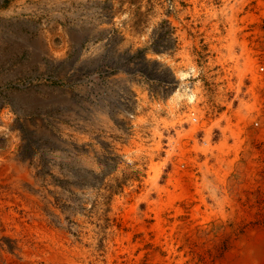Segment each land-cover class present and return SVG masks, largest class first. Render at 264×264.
<instances>
[{
	"label": "rangeland",
	"instance_id": "374dc122",
	"mask_svg": "<svg viewBox=\"0 0 264 264\" xmlns=\"http://www.w3.org/2000/svg\"><path fill=\"white\" fill-rule=\"evenodd\" d=\"M89 1L0 0V117L39 131L21 150L85 232L75 264H264V0H130L128 46Z\"/></svg>",
	"mask_w": 264,
	"mask_h": 264
},
{
	"label": "bare ground",
	"instance_id": "6f19581e",
	"mask_svg": "<svg viewBox=\"0 0 264 264\" xmlns=\"http://www.w3.org/2000/svg\"><path fill=\"white\" fill-rule=\"evenodd\" d=\"M52 1V0H51ZM59 3L64 0H55ZM79 1V0H75ZM91 2H103L104 0H90ZM89 1V2H90ZM120 1L113 0L112 13L110 19L104 26L99 27V32L104 37L114 29L123 30V35L129 37L126 45L131 42V26L134 22L135 8H129L130 0L125 1L120 6ZM151 1V0H150ZM155 1V0H154ZM138 2V0H137ZM159 2V1H158ZM157 2V3H158ZM163 2V1H162ZM34 3V2H33ZM110 3V4H111ZM135 3V1H134ZM151 3V2H149ZM175 3V2H174ZM173 3V4H174ZM45 4V3H44ZM62 4V3H61ZM102 4V3H101ZM138 4V3H137ZM136 4V5H137ZM147 4V3H146ZM166 4V3H163ZM24 5V4H23ZM55 5V4H54ZM82 5V3H81ZM128 5V6H126ZM132 5V4H131ZM168 5V4H167ZM166 5V6H167ZM172 5V4H170ZM38 6V5H37ZM40 6V5H39ZM43 6V5H42ZM108 6V5H107ZM135 6V5H134ZM139 6V4H138ZM152 6V5H151ZM173 6V5H172ZM79 7V6H78ZM81 7V6H80ZM85 7V6H83ZM110 7V6H109ZM132 7V6H131ZM142 7V5H141ZM159 7V6H157ZM178 7V6H177ZM27 8V7H26ZM55 8V7H54ZM71 8V7H70ZM99 8V7H98ZM163 8V7H162ZM165 8V7H164ZM167 8V7H166ZM172 8V7H171ZM92 9V8H91ZM146 9V8H145ZM176 9V8H175ZM147 10V9H146ZM174 10V9H173ZM28 11V10H27ZM73 11V10H72ZM38 12V11H37ZM36 12V13H37ZM54 12V11H53ZM61 12V11H60ZM59 12V13H60ZM74 12V11H73ZM82 12V11H81ZM144 11H142L143 14ZM88 13V12H87ZM94 13V12H93ZM136 13V12H135ZM140 13V12H139ZM150 13V12H149ZM35 14V13H34ZM69 14V13H68ZM141 14V15H142ZM158 14V13H157ZM171 14V13H170ZM176 14V13H175ZM30 15V14H29ZM87 15V14H86ZM98 15V14H96ZM107 15V14H106ZM56 16V15H55ZM75 16V15H73ZM103 16V15H102ZM168 16V15H167ZM50 17V16H49ZM165 17V16H164ZM173 17V15H172ZM92 18V17H91ZM104 18V17H103ZM102 18V19H103ZM10 19V18H9ZM138 19V18H137ZM163 19V18H162ZM168 19V18H167ZM71 20V19H70ZM85 20V19H84ZM174 20V19H173ZM6 21V20H5ZM64 21V19H63ZM80 21V20H79ZM78 21V22H79ZM91 21V20H90ZM101 22V21H100ZM167 22V21H166ZM170 22V21H169ZM71 23V22H70ZM139 23V21H138ZM142 23V22H141ZM155 23V22H154ZM175 23V22H174ZM54 24V23H53ZM60 24V23H59ZM169 24V23H168ZM52 25V24H51ZM57 25V24H56ZM68 25V24H67ZM81 25V24H80ZM83 25V24H82ZM86 25V24H85ZM88 25V24H87ZM92 25V24H91ZM144 25V24H143ZM72 26V25H71ZM100 26V25H99ZM138 26V25H137ZM148 26H150L148 24ZM93 27V26H92ZM80 28V27H79ZM88 28V27H86ZM145 28V27H144ZM43 29V28H42ZM41 29V30H42ZM139 29V28H138ZM137 29V30H138ZM155 29V28H154ZM51 30V29H50ZM58 30V29H57ZM72 30V29H71ZM116 30V31H117ZM146 30V29H145ZM89 31V30H88ZM87 31V32H88ZM50 32V31H49ZM48 32V33H49ZM57 32V31H56ZM97 32V31H95ZM144 32V31H142ZM81 33V32H80ZM83 33V32H82ZM99 33V34H100ZM119 33V32H118ZM117 33V34H118ZM139 33V32H138ZM141 33V32H140ZM75 34V33H74ZM88 34V33H87ZM71 35V34H70ZM95 35V34H93ZM111 35V34H110ZM134 35V34H133ZM140 35V34H139ZM136 36V37H139ZM145 35V34H144ZM99 36V35H98ZM120 36V35H119ZM103 37V38H104ZM145 37V36H143ZM102 38V37H101ZM118 38V37H116ZM141 38V37H139ZM46 45H42L45 53L54 61H57L52 52L50 40L46 35L40 37ZM49 39V38H48ZM84 39V35L79 34L74 37L78 43ZM105 39V38H104ZM138 39V38H137ZM147 39V38H146ZM146 39L143 38L144 43ZM72 40V39H71ZM141 40V39H140ZM151 40V39H150ZM64 41V40H63ZM139 41V40H138ZM148 41V40H147ZM152 41V40H151ZM53 42V41H52ZM67 42V41H66ZM97 42V41H96ZM143 42L142 40L140 41ZM103 43V42H102ZM114 43V42H113ZM132 43V42H131ZM143 43V45H144ZM106 44V43H105ZM119 44V43H118ZM123 44V43H122ZM146 44V43H145ZM124 45V44H123ZM139 45V44H138ZM149 45V43H148ZM91 46V45H90ZM96 45L95 47H97ZM104 46V45H103ZM121 45H119L120 47ZM141 46V44H140ZM157 46V45H156ZM101 47V46H99ZM145 47V46H144ZM151 47V46H150ZM32 48V47H31ZM40 48V49H41ZM126 48V47H125ZM143 48V47H142ZM154 48V47H153ZM103 50V49H102ZM124 48L121 49V51ZM129 50V49H128ZM136 47L129 51L135 53ZM42 51V50H41ZM120 51V49H119ZM150 51V50H149ZM152 51V49H151ZM39 52V51H38ZM142 52V50H141ZM145 52V51H144ZM147 52V51H146ZM162 52V51H161ZM41 53V52H40ZM126 53V52H125ZM129 53V54H130ZM148 53V52H147ZM165 53V52H164ZM43 54V53H42ZM60 54V53H58ZM57 54V55H58ZM124 54V53H121ZM137 54V53H136ZM142 54V53H141ZM140 54V56H141ZM161 54V53H160ZM159 54V55H160ZM38 55V54H37ZM61 55V54H60ZM151 55V54H150ZM158 55V54H157ZM156 56V55H155ZM39 57V55L37 56ZM151 57V56H149ZM154 57V56H153ZM161 58V55H160ZM129 59V58H128ZM49 60V59H48ZM159 61V60H158ZM59 62V61H58ZM160 62V61H159ZM254 62V61H252ZM251 62V64H252ZM40 63V62H39ZM56 63V62H55ZM66 63V62H65ZM145 63V62H144ZM161 63V62H160ZM41 64V63H40ZM58 64V63H57ZM67 64V63H66ZM132 64V63H131ZM130 64V65H131ZM152 64V63H151ZM69 66V65H68ZM120 66V65H119ZM152 66V65H151ZM159 66V65H158ZM255 65L252 64L251 67ZM125 68V67H124ZM127 68V67H126ZM254 69V68H253ZM133 71V70H131ZM135 71V70H134ZM188 73L180 72V79ZM191 75V74H190ZM189 76V75H188ZM182 81V79L180 80ZM184 83V82H183ZM178 84V83H177ZM182 84V83H181ZM186 83H184L185 85ZM180 85V84H179ZM183 86V85H182ZM179 89V88H178ZM184 89V87H183ZM182 88L180 89L183 90ZM179 90L174 93V99L181 98L182 92ZM194 92V91H193ZM191 87L187 95L189 101L194 102V93ZM196 94V93H195ZM184 96V94H183ZM13 105V104H12ZM70 108V107H69ZM92 108V107H91ZM97 108V107H96ZM12 109V108H11ZM15 109V108H13ZM67 109V108H66ZM65 109V110H66ZM86 109V108H85ZM90 109V108H89ZM87 109V110H89ZM64 110V111H65ZM97 110V109H96ZM3 111V110H2ZM11 111V110H10ZM98 111V110H97ZM71 112V111H70ZM73 112V111H72ZM75 112V111H74ZM87 112V111H86ZM92 112V111H91ZM3 113V112H1ZM23 113V112H22ZM64 113V112H63ZM82 113V112H81ZM104 113V111H103ZM5 114V113H4ZM13 114V113H12ZM65 114V113H64ZM93 114V113H92ZM91 114V117H92ZM77 115V114H76ZM82 115V114H80ZM94 115V114H93ZM96 115V114H95ZM7 116V115H6ZM9 116V115H8ZM71 116V115H70ZM69 116V117H70ZM103 116V115H102ZM105 116V115H104ZM74 117V116H73ZM80 118V117H79ZM90 118V117H89ZM97 118V117H96ZM99 118V117H98ZM105 118V117H104ZM107 118V117H106ZM21 119V118H20ZM67 119V118H66ZM86 119V118H85ZM111 119V118H110ZM22 120V119H21ZM30 120V119H29ZM95 120V119H94ZM93 120V121H94ZM106 120V119H105ZM76 121V120H75ZM97 121V120H96ZM102 121V120H101ZM100 121V122H101ZM104 121V120H103ZM102 121V122H103ZM90 122V121H89ZM36 123V122H35ZM74 123V122H73ZM21 122L10 117H0V264H75L77 260L86 259V238L81 235L80 243L74 244L72 231L69 222L54 207L52 196L40 186V182L35 175L36 160L32 151L25 153L21 150L23 145L22 134L28 130L33 143L37 142V129H32L30 125L20 128ZM26 124V123H25ZM32 124V123H31ZM76 124V123H74ZM87 124V123H86ZM98 124V123H97ZM103 124V123H102ZM114 124V123H113ZM117 124V123H116ZM39 125H41L39 123ZM38 125V126H39ZM96 125V124H95ZM90 126V125H89ZM99 126V125H98ZM104 126V125H103ZM102 126V127H103ZM106 126V125H105ZM115 126V125H114ZM83 127V126H82ZM81 127V128H82ZM86 127V126H85ZM79 128V127H78ZM77 128V129H78ZM89 129V128H88ZM83 131V130H82ZM28 133V132H27ZM78 133V132H77ZM76 134V133H75ZM92 134V132H91ZM94 134V133H93ZM78 135V134H77ZM87 135V134H86ZM75 136V135H74ZM101 136V135H100ZM104 136V134H103ZM91 137V136H90ZM27 138V137H26ZM50 138V137H49ZM52 138V137H51ZM74 138V137H73ZM93 138V137H92ZM28 139V138H27ZM30 139V140H31ZM46 139V136H45ZM81 139V138H80ZM79 139V140H80ZM95 139V138H94ZM51 140V139H50ZM74 140V139H73ZM78 140V139H77ZM78 140V142H79ZM27 141V140H26ZM85 141V140H84ZM91 141V140H90ZM104 141V139H103ZM81 142V141H80ZM95 142V141H94ZM113 142V141H112ZM68 143V142H67ZM70 143V142H69ZM68 143V144H69ZM83 143V141H82ZM26 144V143H25ZM29 144V143H28ZM27 144V145H28ZM47 144V143H46ZM74 144V143H73ZM79 144V143H77ZM84 144V143H83ZM100 144V143H99ZM118 144V143H117ZM54 145V144H53ZM71 145V143H70ZM80 145V144H79ZM88 145V143H87ZM96 145V144H95ZM94 145V147H95ZM98 145V144H97ZM105 145V144H104ZM89 146V145H88ZM75 147H77L75 145ZM97 147V146H96ZM99 147V146H98ZM97 147V148H98ZM47 148V147H46ZM72 148V147H71ZM82 148V147H81ZM84 148V146H83ZM114 148V147H113ZM70 149V147H69ZM74 149V148H73ZM89 149V148H88ZM33 150V149H32ZM79 150V149H78ZM86 150V149H85ZM84 150V151H85ZM111 150V149H110ZM50 151V150H49ZM69 151V150H68ZM71 151V150H70ZM87 151V150H86ZM115 151V150H114ZM48 152V151H47ZM77 152V151H76ZM57 153V152H56ZM100 153V152H99ZM114 153V152H113ZM35 154V153H33ZM47 154V153H46ZM118 154V152H117ZM112 155V153H111ZM37 156V155H36ZM114 156V155H113ZM49 157V156H47ZM81 157V156H80ZM54 158V157H53ZM83 158V157H82ZM81 158V159H82ZM111 158V157H110ZM55 159V158H54ZM65 161V160H64ZM61 163V162H60ZM51 164V163H50ZM55 165V164H54ZM66 166V165H65ZM68 169V168H67ZM71 170V169H70ZM45 171V170H44ZM69 172V171H68ZM39 173V171H38ZM57 174V173H56ZM59 174V173H58ZM40 176V175H39ZM42 176V175H41ZM46 177V176H45ZM66 177V176H65ZM114 178V177H113ZM48 181V180H47ZM50 181V180H49ZM114 181V180H112ZM46 182V181H45ZM115 182V181H114ZM47 183V182H46ZM51 184V183H50ZM47 186V185H46ZM50 186V185H49ZM58 187V186H57ZM51 188V186H50ZM55 192V191H54ZM57 192V191H56ZM89 193V192H88ZM91 195V194H90ZM89 195V196H90ZM93 195V194H92ZM84 199V198H83ZM90 200V199H89ZM88 204V203H87ZM99 204V202H98ZM64 208V207H62ZM61 209V208H60ZM69 210V209H68ZM71 210V209H70ZM86 210V209H85ZM69 214V213H68ZM63 215V213H62ZM70 215V214H69ZM81 218V217H80ZM83 219V217H82ZM77 220L79 218L77 217ZM81 221V220H80ZM79 221V223H80ZM83 222V221H82ZM86 223V221H85ZM81 224V223H80ZM83 224V223H82ZM75 226V224H74ZM80 226V225H79ZM87 226V225H86ZM75 230V229H74ZM88 230V229H87ZM86 230V231H87ZM88 232V231H87ZM89 235V234H88ZM80 237V236H79ZM88 237V236H87ZM89 238V237H88ZM91 239V238H90ZM89 240V239H87ZM95 242V240H94ZM93 245V244H92ZM89 246V245H88ZM91 248V247H90ZM90 257V256H89ZM81 262V261H80ZM81 264V263H80Z\"/></svg>",
	"mask_w": 264,
	"mask_h": 264
},
{
	"label": "built area",
	"instance_id": "2783aa9c",
	"mask_svg": "<svg viewBox=\"0 0 264 264\" xmlns=\"http://www.w3.org/2000/svg\"><path fill=\"white\" fill-rule=\"evenodd\" d=\"M260 69L263 70V67H261Z\"/></svg>",
	"mask_w": 264,
	"mask_h": 264
}]
</instances>
